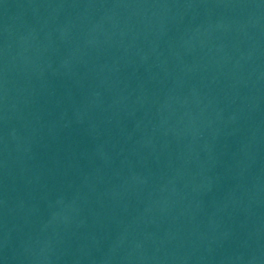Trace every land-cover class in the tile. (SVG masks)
Instances as JSON below:
<instances>
[{"label": "water", "instance_id": "obj_1", "mask_svg": "<svg viewBox=\"0 0 264 264\" xmlns=\"http://www.w3.org/2000/svg\"><path fill=\"white\" fill-rule=\"evenodd\" d=\"M0 264H264V0H0Z\"/></svg>", "mask_w": 264, "mask_h": 264}]
</instances>
